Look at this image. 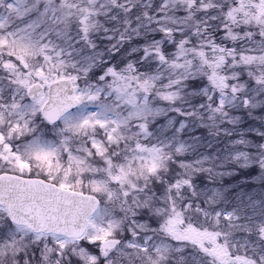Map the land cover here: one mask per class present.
<instances>
[{"label": "snow or ice", "instance_id": "snow-or-ice-1", "mask_svg": "<svg viewBox=\"0 0 264 264\" xmlns=\"http://www.w3.org/2000/svg\"><path fill=\"white\" fill-rule=\"evenodd\" d=\"M0 264H264V0H0Z\"/></svg>", "mask_w": 264, "mask_h": 264}]
</instances>
